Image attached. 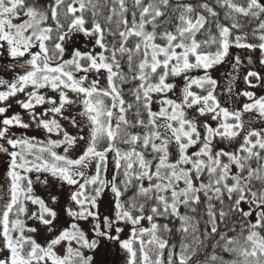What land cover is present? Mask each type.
<instances>
[{
	"label": "snow or ice",
	"instance_id": "snow-or-ice-1",
	"mask_svg": "<svg viewBox=\"0 0 264 264\" xmlns=\"http://www.w3.org/2000/svg\"><path fill=\"white\" fill-rule=\"evenodd\" d=\"M0 264H264V0H0Z\"/></svg>",
	"mask_w": 264,
	"mask_h": 264
}]
</instances>
